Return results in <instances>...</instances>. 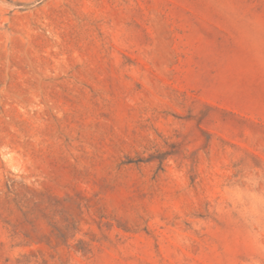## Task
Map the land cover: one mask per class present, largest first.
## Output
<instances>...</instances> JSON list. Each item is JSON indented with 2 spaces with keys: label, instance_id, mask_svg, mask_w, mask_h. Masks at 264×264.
<instances>
[{
  "label": "rangeland",
  "instance_id": "obj_1",
  "mask_svg": "<svg viewBox=\"0 0 264 264\" xmlns=\"http://www.w3.org/2000/svg\"><path fill=\"white\" fill-rule=\"evenodd\" d=\"M0 264H264V0H0Z\"/></svg>",
  "mask_w": 264,
  "mask_h": 264
}]
</instances>
